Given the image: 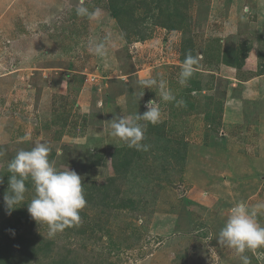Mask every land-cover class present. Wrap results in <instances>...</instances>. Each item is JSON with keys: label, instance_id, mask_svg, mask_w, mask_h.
Masks as SVG:
<instances>
[{"label": "rangeland", "instance_id": "374dc122", "mask_svg": "<svg viewBox=\"0 0 264 264\" xmlns=\"http://www.w3.org/2000/svg\"><path fill=\"white\" fill-rule=\"evenodd\" d=\"M81 4L100 16H77ZM189 52L199 63L182 86ZM146 78L184 104L143 89ZM252 79L259 102L240 92ZM227 96L241 99L236 127L222 124ZM148 100L162 116L137 151L112 136L111 119L142 115ZM263 116L264 0H0V222L31 240L28 264H242L217 237L236 203H264ZM41 142L57 170L82 177L87 201L81 224L52 238L27 210L30 182L11 214L3 200L8 162ZM245 254L264 264V249Z\"/></svg>", "mask_w": 264, "mask_h": 264}, {"label": "clouds", "instance_id": "9594fccd", "mask_svg": "<svg viewBox=\"0 0 264 264\" xmlns=\"http://www.w3.org/2000/svg\"><path fill=\"white\" fill-rule=\"evenodd\" d=\"M100 9L90 11L81 4L76 8V15L90 20L97 19ZM89 51L99 58L107 54L106 43L89 42ZM199 58L190 52L186 54L179 73V84L184 86L193 77ZM143 89H156L164 102L176 101L171 91L166 90V82L155 78H146L139 81ZM141 94L140 98L143 96ZM155 100L145 103L142 115L114 116L111 119L112 136L119 138L129 148L137 151H148V145L143 141L147 124L156 125L161 120V110ZM183 105L184 101H176ZM141 121L145 123H141ZM30 137L25 136L24 140ZM51 149L46 143H37L30 150H19L13 159L8 162L10 173L8 190L4 195V206L11 214L25 200L30 182L35 190V196L27 203V210L38 224H47L49 238L66 228L78 227L81 224L80 211L87 205L85 199L82 177L74 170L59 171L54 162L49 160ZM3 178L0 176V184ZM259 209H264V203L249 207L244 202H238L229 209L227 219L220 229L217 237L219 245L234 250L242 264H250L247 251L255 252L264 249V226L257 221Z\"/></svg>", "mask_w": 264, "mask_h": 264}, {"label": "trees", "instance_id": "16d2710c", "mask_svg": "<svg viewBox=\"0 0 264 264\" xmlns=\"http://www.w3.org/2000/svg\"><path fill=\"white\" fill-rule=\"evenodd\" d=\"M29 184V183H28ZM27 184V187L29 186ZM18 227L12 219H6L0 222V264H9L7 257L20 258L24 264H28L35 256L34 245L28 238L18 233ZM14 243L13 249H10V243ZM4 253V255H3ZM50 264H69L64 259L53 260Z\"/></svg>", "mask_w": 264, "mask_h": 264}, {"label": "crops", "instance_id": "0c3cea01", "mask_svg": "<svg viewBox=\"0 0 264 264\" xmlns=\"http://www.w3.org/2000/svg\"><path fill=\"white\" fill-rule=\"evenodd\" d=\"M256 82H258L257 79H252L247 83H243L242 87L240 88V92L243 99L247 100L248 102H253V101L259 102L261 96L260 94L261 88L259 86H256ZM240 102L241 99L239 98L235 99L231 96H227L224 97V99H222L221 101V104L223 103V107H222L223 109L221 110L222 124L224 123L225 126L234 125L232 127H236V125L238 124L237 121H239L240 117L243 114V109L240 106ZM261 118H264V116ZM224 119L226 122L224 121ZM259 121H261V119Z\"/></svg>", "mask_w": 264, "mask_h": 264}]
</instances>
